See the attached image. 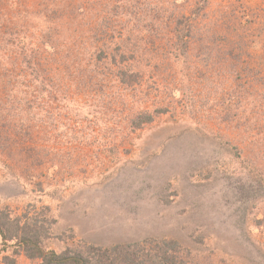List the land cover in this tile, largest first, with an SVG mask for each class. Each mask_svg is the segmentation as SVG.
Returning <instances> with one entry per match:
<instances>
[{
  "label": "rangeland",
  "instance_id": "obj_1",
  "mask_svg": "<svg viewBox=\"0 0 264 264\" xmlns=\"http://www.w3.org/2000/svg\"><path fill=\"white\" fill-rule=\"evenodd\" d=\"M0 209L58 254L264 264V0H0Z\"/></svg>",
  "mask_w": 264,
  "mask_h": 264
},
{
  "label": "trees",
  "instance_id": "obj_2",
  "mask_svg": "<svg viewBox=\"0 0 264 264\" xmlns=\"http://www.w3.org/2000/svg\"><path fill=\"white\" fill-rule=\"evenodd\" d=\"M41 217V214L31 215L30 212L25 213L23 216L13 215L9 209H0V238L4 250L13 249L15 257L11 260V264H15V258L20 253L32 259L41 260L43 264H147L146 259L137 262L132 259L134 253L129 252L130 247H125V251L118 255H112L110 252H102V249L94 250L96 253L91 255L90 251L83 253L77 252H64L58 254L53 250H48L45 246V241L49 238L50 220L47 217ZM147 241L145 245L139 243L136 245V256L139 257L142 252L150 254L147 250ZM108 251V250H105ZM139 251V252H138ZM160 259L163 260L159 264H173L174 260L170 258L169 253H161ZM158 257V256H157ZM136 260V261H135ZM150 264H154L153 260ZM176 263V262H175Z\"/></svg>",
  "mask_w": 264,
  "mask_h": 264
}]
</instances>
